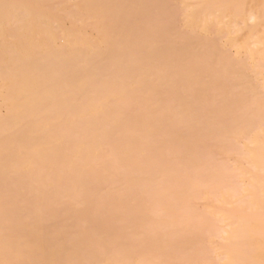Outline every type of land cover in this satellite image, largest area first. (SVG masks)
<instances>
[{"label": "bare ground", "instance_id": "1", "mask_svg": "<svg viewBox=\"0 0 264 264\" xmlns=\"http://www.w3.org/2000/svg\"><path fill=\"white\" fill-rule=\"evenodd\" d=\"M177 3L0 0V264H264V0Z\"/></svg>", "mask_w": 264, "mask_h": 264}, {"label": "rangeland", "instance_id": "2", "mask_svg": "<svg viewBox=\"0 0 264 264\" xmlns=\"http://www.w3.org/2000/svg\"><path fill=\"white\" fill-rule=\"evenodd\" d=\"M176 3H177V0H176ZM177 4H178V3H177ZM192 12H193V10H191V9L188 11V13H192ZM213 22H215V20H214ZM205 28L209 30V27H205ZM232 36H235V35H232ZM232 36H231V38H232ZM237 37H238V36H237ZM237 37H234V38H236L235 40L232 38V39L234 40V43H235V44H237V43L239 44V45H237V47L234 48V49H236V50L240 49V51H242V50H243V46H242V45H244V44L241 43V44H242V45H241L240 42H239L240 39L237 38ZM237 39H239V40H237ZM236 40H237V41H236ZM223 41H224V39H222V40L220 41V43H221V44H224ZM220 43H219V44H220ZM221 44H220V45H221ZM234 49L232 48L231 50H232V51H235ZM253 77H254V76H253ZM249 78H250V79H253V78H251V75L249 76Z\"/></svg>", "mask_w": 264, "mask_h": 264}]
</instances>
